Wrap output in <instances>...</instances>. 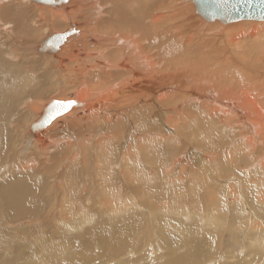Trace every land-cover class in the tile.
<instances>
[{"label": "bare ground", "instance_id": "1", "mask_svg": "<svg viewBox=\"0 0 264 264\" xmlns=\"http://www.w3.org/2000/svg\"><path fill=\"white\" fill-rule=\"evenodd\" d=\"M162 1L164 0H54L53 4L37 5L40 3L33 0H0V158H2L4 153L8 154V151L11 150L14 142V134L12 133L14 131L16 133L20 132L17 127L18 125L14 126L10 124V126H8V119L13 116L16 110L15 108H19L18 100L20 97H23L22 94L28 89L27 91L30 90V100L28 104L32 101L33 104H31L29 111H26L29 113L33 112L32 115L36 116V118H34L30 126H24V129L21 131L23 132L21 143L23 145L25 144L22 151L25 150L26 153H31L33 151L37 153L38 157H47L55 151L54 153L57 155L55 158H62L66 156L65 151H67L68 148L75 146L73 151L76 150L77 143H75V139L70 138V135L64 136V133L58 134L57 132L60 128H58V126L65 128L67 126L65 124L67 119H70L75 124H83L88 120L96 124V131H98L93 135L95 136L94 138H92V135L87 136L82 134V136L87 137L85 140H90L88 141L89 144L88 142L87 144L89 146L91 145V149L94 148L91 143H96L97 146H99V148L97 147V149H95V155H99L101 154V148L103 146L112 149L111 145H107L103 143V141L105 142L108 139L112 141L114 139L117 142L118 139H115L116 136H113L111 131L108 132V119H114L113 122H116L118 130L120 129V134H122L126 128L125 124L129 118L128 116L137 111L143 118L138 121L146 120L148 122L147 125L150 123L154 129L157 128L155 126L156 124L166 128L172 127L176 130L180 127L183 129H190V125H195L198 128L197 131L193 133L190 130L189 132L191 133L189 135L192 134L193 136L195 134L205 140L207 139V145L210 143L208 152L206 151L207 154L205 155H207L206 160L212 164L213 168L215 165H218L217 168L215 166L214 170L219 171L220 166L225 167L226 163L230 165L229 163L231 162L234 163L235 167L233 165L232 167H234L233 171L236 172V176L237 174H239L238 176L242 175L243 177L241 178H246V176L253 177L256 175L264 176V62L261 61L258 63L255 61L256 63H252L253 70H260L259 73H262L261 76L259 75L257 78L252 77L253 75L249 73V65L245 66V63L242 65L239 63L240 61L234 62L228 53V55L225 53L224 58H221L222 60H214V63L208 62V58H210L214 52L220 50L219 47L215 49L209 48V31L216 30L218 35L222 33L224 34L223 37L227 36L229 46H235L240 53L244 52L242 51L244 48L241 49L242 46L240 41L242 42L243 40L250 43L247 49L251 51L250 53L254 54L256 53V49L262 50L264 48V21L241 20L225 24L227 26H223L219 21L208 22L197 14L195 4L192 0H188L191 3H187L185 0L171 1L170 8H187L181 10L179 14L164 15V11L167 10L166 8H168V6L166 3L162 4ZM35 4L37 6H35ZM123 7L127 9L126 13L123 11ZM93 8L94 15L90 13ZM86 9H88V12H84ZM79 13L81 14L79 15ZM82 13H87L88 16H83ZM98 15L101 16L99 22H95V18ZM77 16L80 17L79 21L82 22L83 26H80L81 24L79 25L76 21L79 19ZM176 20H184V24H176L174 26L168 39L170 41L176 40V42L173 43L176 44V46L170 47L171 51H169L168 58L159 57L164 55V52L162 49L158 50L159 46L155 45L153 42L157 37H155L156 35L153 36L152 31L162 26L163 22L169 23ZM93 27L95 28L92 29ZM44 33H47L48 36L44 37ZM65 33L71 34L66 38L59 50L54 52L51 48L43 49L46 41L50 37ZM15 43H17V45L19 43L21 49L22 46L27 47L26 53L22 52V54L28 55L29 58H26L28 60L31 58L33 60L31 56H38L42 58V60L43 58L47 59L46 65L49 66V71L47 70L48 73L45 78H40L41 80H38V82H36L37 84H34L32 81L34 79L25 72V70H31L30 68L27 67L21 70L17 68L18 66L12 64L21 58ZM258 46L261 48L258 49ZM222 50H227V47L226 49L225 47L222 48ZM236 56L239 58L241 55L236 53ZM10 57L11 60L8 59ZM5 58L9 62L6 61ZM29 61L31 62V60ZM50 74H59L60 77H55L61 78L59 80L65 84L64 86L71 87L72 90L71 94L69 93V100L65 99L66 101L64 102L71 101L74 102L75 105L69 112L57 117L48 126L38 128L37 124L42 120L48 105L51 104L52 101L44 104L43 110H41V105L38 104V101L35 102V100L44 95L45 88L43 89V86L45 84L46 86L48 85L46 83L47 81H49V85L52 84L54 79L53 77L50 78ZM114 78L116 80H114L115 82L113 85L102 88L107 80ZM15 79H18L19 82ZM21 82H23V84H21ZM20 94L22 96L19 97ZM138 96L143 97L145 101H148V104L152 102L153 105L148 106L143 102L137 104L136 98ZM26 107H24V109ZM37 112L39 113L38 115ZM27 115L29 114L19 115L20 117L17 118L19 125L20 122L23 123L24 120L26 121ZM133 118L135 119L134 116ZM129 120H131V118ZM133 123H137L136 125H138V122ZM35 126H37L36 129L34 128ZM134 126L135 125H133V127ZM112 128H116L114 123L112 124ZM165 131L164 129V132ZM164 132L163 134H165ZM128 134L131 136L130 133ZM135 136L137 135L135 134ZM155 136V138L159 137L163 138V140L167 138L166 134L162 136L159 131L156 132ZM119 140L121 139L119 138ZM155 141H158V139H155ZM171 141L167 143L171 144ZM116 142L113 143L117 145L119 141ZM129 142V146H131L132 141H128V143ZM83 144H86V142ZM83 144L77 147L76 151H78V153H81L83 148L81 146ZM139 146L140 145H138V147ZM154 146L155 145H153V148ZM90 148L87 147V150ZM136 149L138 148L136 147ZM130 150L132 152V148H130ZM104 151L105 150H103V152ZM142 151L141 149V153ZM88 152L90 153V151ZM88 152H86L87 155L89 154ZM152 153L154 154L153 151L151 155H153ZM73 155L74 159L78 158L75 157L76 154L74 152ZM181 156L182 157L177 156L176 159L173 158L172 167L173 165L176 167L177 164H179V166L184 165L185 158L182 154ZM135 157L137 156L135 155ZM154 157H156V154ZM150 159L148 158L149 164L153 163V161H151L152 159ZM130 160L129 158V161ZM134 160L135 161L132 162H136L139 166L140 163L137 162V159L135 158ZM127 161L128 158L126 157L120 160L119 170H122L121 175L124 177L122 178H129V180L137 184L142 183L140 182L142 178L141 175L135 174L139 168L131 169L132 171L130 170V172H128L130 167L128 163L130 162ZM217 161H219L218 164ZM69 162H71V160ZM240 163L248 164L247 167L244 168V171H242L243 169L241 170V167L239 169V166H237ZM169 164L171 163H168V165ZM105 165H107L106 170L108 172L110 166H108L107 162ZM152 165H154V163ZM212 166L208 163V168H211V170H213ZM50 168L52 170V167ZM177 168H179L178 165ZM166 169L168 170V167ZM182 169H185V166ZM161 170H165V167L164 169L161 168ZM71 172H74L76 176L75 171ZM168 172L170 171H167V173ZM128 174L130 177H128ZM125 175L127 178H125ZM166 175L168 176L169 173ZM75 176L73 175L72 179ZM110 177L111 175L104 179L103 183L107 186L111 180ZM71 181H67L69 186H72ZM259 185L264 186V178ZM107 186L104 191L105 194L110 193L106 199V202L109 203L114 194L107 190ZM258 187L256 186L257 189ZM1 191L4 192V196L1 197L0 201L7 207L8 213H10L13 218L33 212L34 207H32L30 203L31 189L27 182L22 180H10L8 184L2 186ZM211 194L213 195L212 192ZM213 197L214 198L211 199L212 203H214L213 200L217 202V200L220 199L218 195H214ZM67 201H70L69 203L72 204L73 199L70 198L69 200L67 199ZM219 201V204L222 205L221 199ZM127 204H129V202ZM219 204L217 205L219 206ZM117 206L120 207V205ZM62 207L64 206L62 205ZM122 208H124L123 205ZM177 212L179 213V211ZM32 220L34 219L32 218ZM127 231L128 230H126V233ZM122 234L123 231L115 235H113L111 231L95 232L94 238L100 246L118 252L123 249L127 240L124 234ZM88 244L89 243L86 245ZM195 245L198 246L197 241ZM80 247H82L80 250L83 251V249H85V252L88 251L85 243H81L80 246L77 244L73 250L67 248V250L64 251V254H66L65 261L69 258L74 259V257L78 255H80L82 259L87 260V253L85 255L80 253L78 250ZM188 256H191V254ZM67 262L68 261H66V263Z\"/></svg>", "mask_w": 264, "mask_h": 264}, {"label": "rangeland", "instance_id": "2", "mask_svg": "<svg viewBox=\"0 0 264 264\" xmlns=\"http://www.w3.org/2000/svg\"><path fill=\"white\" fill-rule=\"evenodd\" d=\"M171 1L173 0L162 1V4L166 3L168 6V8H166L167 10L164 11V15L179 14L181 10L187 8H170ZM185 1L191 3L188 0ZM37 5L35 4V6ZM87 10L88 9L84 12H88ZM93 11L94 8L90 11L92 15H94ZM123 11L126 13L127 9L123 7ZM83 13V16H88L87 13ZM80 14L81 13H79V15ZM77 17L79 19L76 21L79 25L81 24L80 26H83L82 22L79 21L80 17ZM100 17L101 16L98 15L95 18V22H99ZM196 17L198 18L197 15ZM176 24H184V20H176L169 23L163 22L162 26L152 31L153 36L156 35L155 37H157L153 42L155 45L159 46L158 50L162 49L164 52V55L159 57L168 58L169 51H171L170 47L176 46V44H173L176 40H168ZM221 24L227 26L223 23ZM94 28L95 27L92 29ZM221 34L222 33H219L218 35L216 30L208 32V39H210L208 40L209 48L215 49L219 47L220 49L208 58V62L214 63V60H222L221 58H224L226 53V55L229 54L230 57H232L234 62L240 61L239 63L242 65H244V63L245 66L249 65L248 67L250 68L248 70L249 73L253 75L252 77L257 78L259 75L261 76L262 73H259L260 70H257L258 72L253 70L252 63L264 62V48L262 50L256 49V53L254 54L250 53L251 51L247 49L250 43L242 40L240 43L242 46L241 49L244 48L242 50L244 52L240 53L235 46H229L228 37H223L224 34ZM43 36L47 37L48 34L44 33ZM15 45L21 58L12 64L18 66L17 68L21 70L27 67L30 68L31 70H25V72L34 79L32 80L34 84L38 82V80L44 79L48 73L47 70L49 71V66L46 65L47 59L43 58L42 60V58L38 56H31L33 60L30 57V62L26 59L27 57L29 58V56L22 54V52L26 53L27 47L22 46L21 49L19 43L18 45L15 43ZM224 47L225 49L227 47V50H222ZM257 48L260 49L261 47L258 46ZM236 53L241 56L238 58ZM8 59L11 60V57ZM55 76L60 77L59 74H50V78L53 77L54 79L52 84L49 85V81H47L46 83L48 85L46 86L45 84L43 86V89L45 88L44 95L35 100V102L38 101V104L41 105V110H43L44 104L50 103L53 100H69L72 90L71 87L64 86L65 84L59 80L61 78ZM15 80L19 82L18 79ZM114 80L116 79L107 80L102 88L113 85L115 82ZM21 84H23V82H21ZM27 90L22 94L23 97H20L22 96L21 94L19 95V108L16 107L14 111V114L17 116L13 114V116L10 117L11 119H8V126H10V124L14 126L18 125L17 127L20 132L16 133L14 131L12 133L14 134V142L11 150L8 151V154L4 153L2 158H0V199L4 196V192L1 191L4 184H8L10 180H22L27 182L31 189L30 203L34 208L31 214H22L13 218V216L8 213L7 207L0 201V264H264V186L259 185L264 176H246V178H241L243 176H238L239 174L236 176V172L233 171L235 167L234 163L231 162L229 163L230 165L226 163L225 167L220 166V170L218 169L219 171L214 170L215 166L217 168L218 165H215L213 168L212 164L206 160L207 155H205L207 154L206 151L208 152L210 143L207 145V139L205 140L195 134L193 136L192 134L189 135L191 133L189 132L190 130L193 133L197 131L198 128L195 125H190V129L184 128V130L180 127L176 130L172 127L166 128L156 124L155 126L157 128L154 129L150 123L147 125L148 122L146 120L138 121L143 118L135 111L128 116L129 118L125 124L126 128L124 132L120 134V129L118 130L116 122H113L114 119H108L109 126L107 130L108 132L111 131L112 135L116 136L115 139L118 138L117 142H119L117 143L114 139L112 141L109 139L105 142L103 141V143L111 145L112 149L103 146L101 148V154L95 155V149H97V147L99 148V146H97L96 143H91L94 147L91 149V145H88V141L90 140H85L87 137L82 136V134L87 136L95 135V132L98 131H96V124L89 120L85 121L83 124H75L72 120L67 119L65 123L67 126L65 128L58 126V128H60L57 132L58 134L64 133V136L70 135V138L75 139V143H77L76 150L78 146L86 142V144L81 146L83 147L81 153H78L76 150L73 151V149H75L74 146L65 151V157L68 156L67 158H55L57 156L54 153L55 151L47 157H38L37 153L33 151L31 153H26L25 150L22 151L25 144L23 145L21 143L23 134L21 131L24 129V126H30L34 118H36V116L32 115L33 112H28L33 101L31 100L32 102L28 104L30 100V90ZM136 102L137 104L143 102L148 106L153 105L152 102L148 104V101H145L141 96L136 98ZM24 107L26 108L24 109ZM21 113H28L29 115L26 116V121L24 120L23 123L20 122L19 125L17 118L20 117L19 115H22ZM38 114L37 112V115ZM130 118L131 120H129ZM133 122H138V125ZM113 123L116 126L115 129L112 128ZM133 125L135 126L133 127ZM164 129L166 130L165 132ZM157 131L161 132L162 136L166 134L167 138L164 140L159 137L155 138ZM163 132L165 134H163ZM128 133H130L131 136H129ZM135 134L137 136H135ZM94 137L95 136L92 138ZM119 138L122 141L119 140ZM155 139H158V141H155ZM128 141H132L131 146H129L130 142L128 143ZM169 141H171V144L167 143ZM113 142H116L117 145ZM152 144L155 145L154 148ZM138 145L140 146L138 147ZM87 147L90 149L87 150ZM129 147L132 148V152ZM141 149L143 150L142 153ZM103 150L105 151L103 152ZM88 151H90V153ZM152 151L154 152V154L152 153L153 155H151ZM73 152L76 154L75 157L78 158L74 159ZM86 152L89 154L87 155ZM134 153L137 157H135ZM155 154L156 157H154ZM181 154L185 158L184 165L179 166V164H177L179 168H177V165L176 167L173 165V168L172 161H174L177 156L182 157ZM124 157L128 158L127 162H130L128 163L130 166L128 172H130L131 169L139 168L135 174L141 175L142 178L140 182L142 183L137 184L129 180L126 175L125 178L127 179H123L124 177L121 175L122 170H119V165L121 158L123 159ZM134 157L137 159V162L140 163L139 166L136 162H132L135 161ZM129 158L131 159L130 161ZM148 158L152 159L150 160L153 161L154 165H152L153 163L149 164ZM157 159L160 162H158ZM70 160L71 162H69ZM104 161L110 166L108 172L106 170V162ZM218 162L219 161H217V164ZM168 163L171 164L168 165ZM208 163L212 166L213 170L208 168ZM232 165L234 167H232ZM247 165L248 164L240 163L237 166H239V169L241 167V170L243 169L242 171H244ZM184 166L185 169H182ZM50 167H52V170ZM164 167L165 170H167L166 168L168 167L167 171H170L168 172V176L166 175L168 174L167 171L161 170V168L164 169ZM71 171H75L76 176L74 172ZM73 175L75 176L73 178L74 180L72 179ZM106 175H111L108 186L103 183L105 177H108ZM128 177H130L129 174ZM68 180L71 181L72 186L67 184ZM106 186L108 188L107 190L114 194L109 203L106 202V199L110 193L105 194L104 191ZM256 186L260 187L257 189ZM214 195L219 196L222 205L219 204V198V200H217V202L219 201L218 203L215 200H213L214 203L211 202ZM70 198L73 199L72 204L69 203L70 201H67V199L69 200ZM128 202L129 204H127ZM216 203L219 204V206ZM61 204L66 208L62 207ZM117 205H120V207ZM122 205L124 208H122ZM177 211H179V213ZM31 217L34 220H32ZM126 230H128L127 233ZM94 231L99 233L111 231L113 235L119 234L120 232L122 233L123 231L127 239L126 244L123 249L118 252L104 248L96 242ZM196 241L198 246L195 245ZM81 243H85L88 251L85 252V249H83V251L80 250L82 247L78 250L84 255L87 253V260L82 259V257L78 255L74 257V259L69 258L66 260L68 261L66 263V254H64V251H66L67 248L73 250L77 244L80 246ZM87 243L91 245H86ZM189 254H191V256H188Z\"/></svg>", "mask_w": 264, "mask_h": 264}, {"label": "water", "instance_id": "3", "mask_svg": "<svg viewBox=\"0 0 264 264\" xmlns=\"http://www.w3.org/2000/svg\"><path fill=\"white\" fill-rule=\"evenodd\" d=\"M40 4H53L54 0H33ZM65 1V0H63ZM196 7V12L203 19L208 22L219 21L224 24H230L241 20H249V21H264V0H192ZM73 33V32H71ZM71 33L65 34H56L50 37L45 45L44 50L47 48H51L52 51L59 50L60 46L63 45L66 38ZM42 49V50H43ZM57 102L68 103L64 101H52L51 104L48 105L47 111L43 116L42 120L37 124L39 127L48 126L53 120L48 121V116L50 111L52 110V106ZM70 102V101H69ZM75 103L73 102L71 106L64 111L61 115L69 112ZM56 117V118H57ZM55 118V119H56ZM54 119V120H55ZM35 129L37 126L34 127Z\"/></svg>", "mask_w": 264, "mask_h": 264}, {"label": "snow or ice", "instance_id": "4", "mask_svg": "<svg viewBox=\"0 0 264 264\" xmlns=\"http://www.w3.org/2000/svg\"><path fill=\"white\" fill-rule=\"evenodd\" d=\"M73 102L61 103L57 102L52 106V110L49 113L48 121L54 120L58 115H61L64 111H66Z\"/></svg>", "mask_w": 264, "mask_h": 264}]
</instances>
